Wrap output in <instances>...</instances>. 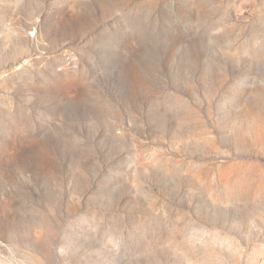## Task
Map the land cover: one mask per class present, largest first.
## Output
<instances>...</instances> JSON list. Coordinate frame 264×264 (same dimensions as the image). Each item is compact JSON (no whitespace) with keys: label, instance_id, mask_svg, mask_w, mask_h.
I'll list each match as a JSON object with an SVG mask.
<instances>
[{"label":"rangeland","instance_id":"1","mask_svg":"<svg viewBox=\"0 0 264 264\" xmlns=\"http://www.w3.org/2000/svg\"><path fill=\"white\" fill-rule=\"evenodd\" d=\"M0 264H264V0H0Z\"/></svg>","mask_w":264,"mask_h":264},{"label":"built area","instance_id":"2","mask_svg":"<svg viewBox=\"0 0 264 264\" xmlns=\"http://www.w3.org/2000/svg\"><path fill=\"white\" fill-rule=\"evenodd\" d=\"M23 64H24V65H27V64H28V61H27V60H25V61L23 62Z\"/></svg>","mask_w":264,"mask_h":264}]
</instances>
